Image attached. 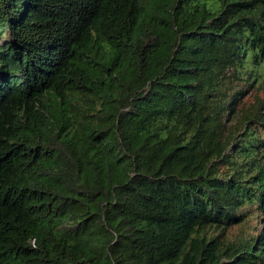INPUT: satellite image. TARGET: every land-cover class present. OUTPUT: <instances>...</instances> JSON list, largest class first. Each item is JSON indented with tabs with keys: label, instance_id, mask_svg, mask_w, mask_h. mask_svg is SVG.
Wrapping results in <instances>:
<instances>
[{
	"label": "trees",
	"instance_id": "1",
	"mask_svg": "<svg viewBox=\"0 0 264 264\" xmlns=\"http://www.w3.org/2000/svg\"><path fill=\"white\" fill-rule=\"evenodd\" d=\"M260 67L264 0H0V264H264Z\"/></svg>",
	"mask_w": 264,
	"mask_h": 264
},
{
	"label": "rangeland",
	"instance_id": "2",
	"mask_svg": "<svg viewBox=\"0 0 264 264\" xmlns=\"http://www.w3.org/2000/svg\"><path fill=\"white\" fill-rule=\"evenodd\" d=\"M260 71H261V75H260V79H261L263 77V73H264L263 67L262 68L260 67ZM259 84H260V82L257 81L254 84V86L253 85L249 86V91L245 94L244 99H246L249 102V101L253 100V98L256 95L264 94V85H259ZM253 224L257 225L258 230L261 228V221H259L257 223V220L255 218L254 219L251 218V219H249V221H246L244 224H238V223L234 224V226L231 227L229 230L231 231V234L238 233L240 231H242L243 233H246L247 230H252Z\"/></svg>",
	"mask_w": 264,
	"mask_h": 264
}]
</instances>
